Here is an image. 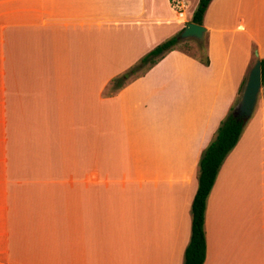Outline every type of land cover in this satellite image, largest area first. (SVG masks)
<instances>
[{"label":"crops","instance_id":"1","mask_svg":"<svg viewBox=\"0 0 264 264\" xmlns=\"http://www.w3.org/2000/svg\"><path fill=\"white\" fill-rule=\"evenodd\" d=\"M183 26L167 0H0V264H182L198 158L264 56V0L209 1L207 66L173 50L111 82ZM203 227V264H264V82Z\"/></svg>","mask_w":264,"mask_h":264},{"label":"trees","instance_id":"2","mask_svg":"<svg viewBox=\"0 0 264 264\" xmlns=\"http://www.w3.org/2000/svg\"><path fill=\"white\" fill-rule=\"evenodd\" d=\"M210 0H198L193 10L190 22L201 25L202 15ZM180 32V31H179ZM178 32V33H179ZM171 37L156 45L146 55L142 56L136 64L127 71L114 77L111 82L116 86L126 80L139 70L155 64L165 53L172 50L180 40ZM202 43V41L198 42ZM203 65H207V58L203 56L200 60ZM260 62V81L264 82V56L259 59ZM137 76V75H136ZM234 106H231L226 115L219 121L213 137L202 150L198 161L196 171V190L190 205V231L187 245L183 252L182 264H203L205 258V236H204V211L207 196L215 180L221 163L227 154L237 143L241 132L246 123L237 120L232 115Z\"/></svg>","mask_w":264,"mask_h":264},{"label":"water","instance_id":"3","mask_svg":"<svg viewBox=\"0 0 264 264\" xmlns=\"http://www.w3.org/2000/svg\"><path fill=\"white\" fill-rule=\"evenodd\" d=\"M204 28L201 25L187 22L178 33V40L192 39L200 42L203 38ZM256 56V54H254ZM260 62L255 58L252 66L247 72L239 99L233 108L232 115L243 122L250 117L257 95L260 90Z\"/></svg>","mask_w":264,"mask_h":264},{"label":"rangeland","instance_id":"4","mask_svg":"<svg viewBox=\"0 0 264 264\" xmlns=\"http://www.w3.org/2000/svg\"><path fill=\"white\" fill-rule=\"evenodd\" d=\"M195 9V0H188V11H193ZM178 33V32H177ZM171 35L169 38L171 37H176V34ZM178 36V35H177ZM206 38V37H205ZM202 41V40H201ZM206 39L202 42V43H198L197 41L194 40L193 41H185V40H180V42L170 51L173 50H179V51H183L184 53H186L188 56H190L191 58L195 59V60H202L203 56L207 58V44H206ZM158 45V44H157ZM168 51V52H170ZM149 52V51H148ZM147 52V53H148ZM167 52V53H168ZM146 53V54H147ZM145 54V55H146ZM166 54V53H165ZM255 53H253L254 55ZM255 56V55H254ZM201 62V61H200ZM208 63V61H207ZM202 64V62H201ZM203 65V64H202ZM208 65V64H207ZM207 65H203V66H207ZM144 70H139L137 72H135L134 75H131L129 79L134 78L136 75H139L143 72ZM241 93V92H240ZM259 94V93H258ZM240 96V95H239ZM236 105V104H235Z\"/></svg>","mask_w":264,"mask_h":264},{"label":"built area","instance_id":"5","mask_svg":"<svg viewBox=\"0 0 264 264\" xmlns=\"http://www.w3.org/2000/svg\"><path fill=\"white\" fill-rule=\"evenodd\" d=\"M168 6L177 20L184 25L186 22V16L188 15V3L186 0H167Z\"/></svg>","mask_w":264,"mask_h":264}]
</instances>
